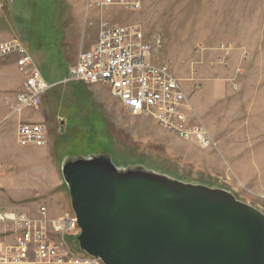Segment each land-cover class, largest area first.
<instances>
[{
  "label": "rangeland",
  "instance_id": "374dc122",
  "mask_svg": "<svg viewBox=\"0 0 264 264\" xmlns=\"http://www.w3.org/2000/svg\"><path fill=\"white\" fill-rule=\"evenodd\" d=\"M97 1L0 0V29L7 39L22 42L53 84L43 94L40 107L29 110L45 117L47 145L20 146L18 116L8 117V99L19 90L24 75L16 66V55L0 57V136L6 135L15 149L11 154L1 152L2 183L6 186V179H11L15 188L41 185L53 192V199L37 196L38 205L44 203L55 217L66 210L73 214L64 163L106 154L122 171L144 170L183 183L225 189L264 213V175L234 173L231 158L232 169L226 171L218 142L217 147L202 148L194 140L177 137L151 115L126 109L104 83L62 82L79 54L94 45L101 18L136 25L148 38L160 39L153 60L170 64L185 81L193 120L209 133L207 125L214 122L238 139L233 145L239 162L264 168V0H142L139 9L118 4L100 9ZM210 48L218 52V62L212 65L220 70L209 72L206 78L212 82L203 83L195 70L203 55L209 57ZM197 93L198 99L204 95L202 113ZM17 198H10L12 207L25 209ZM4 199L0 196V202ZM74 232V237L58 234L56 239L76 254L88 255L79 245L80 228ZM5 236L11 239L13 232L0 223V239Z\"/></svg>",
  "mask_w": 264,
  "mask_h": 264
},
{
  "label": "water",
  "instance_id": "95a60500",
  "mask_svg": "<svg viewBox=\"0 0 264 264\" xmlns=\"http://www.w3.org/2000/svg\"><path fill=\"white\" fill-rule=\"evenodd\" d=\"M63 174L80 248L104 264H264V213L228 190L122 171L106 154Z\"/></svg>",
  "mask_w": 264,
  "mask_h": 264
},
{
  "label": "built area",
  "instance_id": "2783aa9c",
  "mask_svg": "<svg viewBox=\"0 0 264 264\" xmlns=\"http://www.w3.org/2000/svg\"><path fill=\"white\" fill-rule=\"evenodd\" d=\"M114 4L135 9L142 5L141 0H98L95 3L100 9ZM159 43V38H148L136 25L101 18L94 47L79 54L62 82L104 83L129 111L151 115L163 128L181 139L196 141L202 148L217 146L205 125L193 120L187 90L170 64L153 60L155 46ZM220 49L225 50H217ZM13 55L17 56L16 66L24 75V81L8 99L9 118L38 109L43 94L53 86L20 40L1 41L0 57ZM16 136L23 147H43L48 143L47 127L43 123L22 122ZM0 223L13 232V238L0 239V264H104L98 258L76 254L56 239L58 234L63 237L79 227L75 214L55 217L42 205L36 216L0 212Z\"/></svg>",
  "mask_w": 264,
  "mask_h": 264
},
{
  "label": "crops",
  "instance_id": "0c3cea01",
  "mask_svg": "<svg viewBox=\"0 0 264 264\" xmlns=\"http://www.w3.org/2000/svg\"><path fill=\"white\" fill-rule=\"evenodd\" d=\"M6 37H7V35L4 32H2V30L0 29V42L5 41V40L15 39V37L11 38V39H7ZM3 39H5V40H3ZM94 45H95V43H94ZM94 45L91 48H93ZM212 50H213L212 48L209 49V51H210L209 57L207 55H203V58L201 57V60L199 63L201 66L195 70L196 73L199 72V74L201 75L203 83L204 82L209 83L210 81L212 82V78H206L207 75L209 74V72L211 73V72L215 71V69L220 70L219 67L213 66L214 64H217L216 61L218 58L216 59V57H217L218 52L216 51V53H214V51H212ZM210 59H214V60L209 61ZM205 64H206V66H205V68H203ZM181 81L185 86V81L182 79H181ZM211 86H214V85H211ZM197 95H198V93L196 94L195 100H196L197 106L200 110L199 112H201V110L203 111V106L201 104H202L204 95L202 93L199 99L197 98ZM198 101H199V104H198ZM8 111H10V106H9ZM17 121H18V125L22 122L23 123H26V122L27 123H42L43 121H45V117L40 112L34 113L32 111L27 110L18 116ZM207 126L211 132L210 134H211L212 138L214 139V141L216 143L218 142V144H219L218 151H219L220 155L222 156L223 162L225 163V164H223L221 162V164L224 166V169L226 171L228 170V172H229V169H232V163L230 160V158H231L232 162H233V166H234V171H233L234 173L238 172L239 174H243L245 172L247 174L250 173V175L252 174V175H256V176L257 175H264V168L262 167V165L260 166L258 163H256V165H255L254 163L249 164V163L239 162L238 159L240 158V155H237V153L235 151L236 146L233 145V144L238 142V139L234 138V136H232V135H231V137H229V133H227L224 130H221L217 125H215L214 122H212L210 126L209 125H207ZM12 149H14V148L12 147V145H10V141L7 139L6 135H1L0 136V156L2 155L1 152L2 153L8 152V154H11ZM254 161H256V160H253V162ZM262 161H264L263 156H262ZM6 182H7V185L5 186L2 183V180H0V196L6 197V199H4V202H0V212H4V211L12 212V211H14V212H18V213H24V214H27L29 216H34L39 211L40 207L42 205H44V203L39 204V205L37 204V202H38L36 200L37 196H41V195L44 196L45 195V197L48 199L49 202H51L53 199L52 198L53 192L52 191L51 192L44 191L45 189L43 187H41V185L36 186L34 184L27 183L25 186L15 188L14 186H11V179H6ZM4 193H7L8 195H5ZM17 197H19V199ZM10 198H17L18 201H20V203L18 202L19 205L22 207H25V209H21V207L19 209H17L19 207L17 205H15L17 208L12 207L14 205L9 202ZM23 202H25V203H23ZM22 204H24V205H22ZM32 211H34V212H32ZM64 214H71V213H70V211L66 210V213H64ZM72 235L74 237V235H76V233L74 232V233H72ZM8 239H10V238H8ZM80 255L85 256L86 254L85 255L80 254Z\"/></svg>",
  "mask_w": 264,
  "mask_h": 264
}]
</instances>
